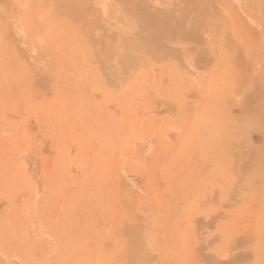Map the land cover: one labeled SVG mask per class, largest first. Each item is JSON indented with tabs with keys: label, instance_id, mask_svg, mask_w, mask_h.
<instances>
[{
	"label": "rangeland",
	"instance_id": "1",
	"mask_svg": "<svg viewBox=\"0 0 264 264\" xmlns=\"http://www.w3.org/2000/svg\"><path fill=\"white\" fill-rule=\"evenodd\" d=\"M0 264H264V0H0Z\"/></svg>",
	"mask_w": 264,
	"mask_h": 264
}]
</instances>
